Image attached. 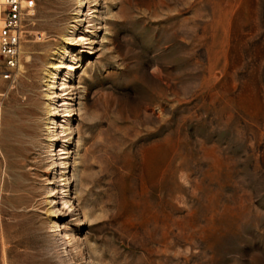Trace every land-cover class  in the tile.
Returning <instances> with one entry per match:
<instances>
[{
  "label": "rangeland",
  "instance_id": "rangeland-1",
  "mask_svg": "<svg viewBox=\"0 0 264 264\" xmlns=\"http://www.w3.org/2000/svg\"><path fill=\"white\" fill-rule=\"evenodd\" d=\"M25 6L0 264H264V0Z\"/></svg>",
  "mask_w": 264,
  "mask_h": 264
},
{
  "label": "built area",
  "instance_id": "built-area-1",
  "mask_svg": "<svg viewBox=\"0 0 264 264\" xmlns=\"http://www.w3.org/2000/svg\"><path fill=\"white\" fill-rule=\"evenodd\" d=\"M27 0H0V89L20 65Z\"/></svg>",
  "mask_w": 264,
  "mask_h": 264
}]
</instances>
